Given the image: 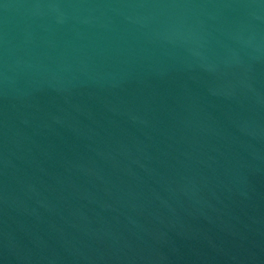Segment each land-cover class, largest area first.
Listing matches in <instances>:
<instances>
[{"label": "water", "instance_id": "1", "mask_svg": "<svg viewBox=\"0 0 264 264\" xmlns=\"http://www.w3.org/2000/svg\"><path fill=\"white\" fill-rule=\"evenodd\" d=\"M0 264H264V0H0Z\"/></svg>", "mask_w": 264, "mask_h": 264}]
</instances>
